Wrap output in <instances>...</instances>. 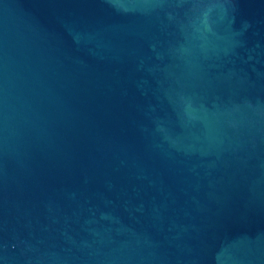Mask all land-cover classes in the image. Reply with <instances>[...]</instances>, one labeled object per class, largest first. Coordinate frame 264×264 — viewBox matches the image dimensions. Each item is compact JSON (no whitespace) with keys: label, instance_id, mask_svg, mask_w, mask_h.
Segmentation results:
<instances>
[{"label":"water","instance_id":"obj_1","mask_svg":"<svg viewBox=\"0 0 264 264\" xmlns=\"http://www.w3.org/2000/svg\"><path fill=\"white\" fill-rule=\"evenodd\" d=\"M0 264H264V0H0Z\"/></svg>","mask_w":264,"mask_h":264}]
</instances>
